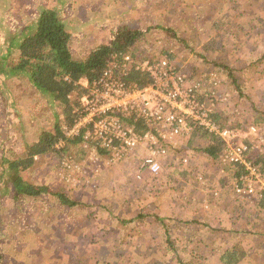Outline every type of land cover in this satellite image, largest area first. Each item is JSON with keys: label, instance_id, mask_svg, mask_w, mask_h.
<instances>
[{"label": "rangeland", "instance_id": "rangeland-1", "mask_svg": "<svg viewBox=\"0 0 264 264\" xmlns=\"http://www.w3.org/2000/svg\"><path fill=\"white\" fill-rule=\"evenodd\" d=\"M42 8L65 20L75 58L108 41L122 20L142 29L135 57L169 53L185 75L202 77L213 86L221 120L235 127L234 140L247 142L254 158L264 156V0H0L1 57L16 63L11 34L26 32ZM216 62L232 69L238 86ZM16 74L0 73V246L6 264H177L181 257L190 264H224L227 249L236 251V264H264V202L235 193L242 169L222 161L220 152L216 158L204 153L208 136L201 129L187 138L168 136L174 152L153 175L139 170L138 156L129 166L110 165L105 154L89 158L81 142L67 144L78 171L65 169L61 153L52 152L20 174L80 203L61 205L49 192L14 199L13 172L4 159L22 156L42 129L53 130L62 109Z\"/></svg>", "mask_w": 264, "mask_h": 264}, {"label": "built area", "instance_id": "built-area-1", "mask_svg": "<svg viewBox=\"0 0 264 264\" xmlns=\"http://www.w3.org/2000/svg\"><path fill=\"white\" fill-rule=\"evenodd\" d=\"M118 61L104 69L81 96L79 106L73 110L77 115L73 124L62 126L66 137L81 136L89 158L105 154L110 165H122L138 156L139 170L153 175L161 172L164 158L174 152L176 144L170 146V137L187 138L200 128L223 141L222 161L242 169L235 193L240 197L258 195L264 202V172L248 159L249 144L234 140V128L219 127L212 120V113L216 112L214 101L218 100L213 96V86L206 85L202 77L185 75L167 55L137 59L124 54ZM132 66L147 72L152 84H127L119 74H125ZM139 120L145 127L138 131ZM64 145L59 140L54 147L59 150ZM182 161L184 164L187 158L183 156ZM60 164L70 171L80 168L73 156L65 152Z\"/></svg>", "mask_w": 264, "mask_h": 264}, {"label": "trees", "instance_id": "trees-1", "mask_svg": "<svg viewBox=\"0 0 264 264\" xmlns=\"http://www.w3.org/2000/svg\"><path fill=\"white\" fill-rule=\"evenodd\" d=\"M27 26L24 27L28 29L26 32L20 30L19 33L11 34L13 35L12 40L14 38L12 43L18 52L16 63L12 64L9 62V58L6 60L5 56H0V73L4 74L6 71L11 75L23 73V77L27 78L33 88L50 97L56 104L61 105V118L60 121L55 123L53 130L42 129L36 139L26 144L22 156H9L3 162L7 163L6 169L13 172L11 183L14 188V199L34 198L41 193L49 192L56 197L59 204L74 206L80 202L71 199L63 191H52L48 184H35L24 180L20 172L31 167L39 156L52 152L62 154L67 150V144H76L81 141V136L66 137L63 134L62 126L73 124L77 117L73 111L74 108L79 106L81 96L104 69L110 67L115 60H120L124 54L135 57V51L138 49L139 42L143 39L144 31L130 24L127 20H122L110 29L108 41L95 45L82 58H75L71 49L73 36L67 30L65 20L54 9L42 8L38 16ZM166 31L170 35H174L167 29ZM167 54L170 59L169 53ZM216 64L228 69L226 74L238 86L237 79L232 74V69L226 64L217 62ZM174 65L176 66V64ZM178 69L182 70L179 67ZM119 75L127 84H136L138 87L148 86L153 82L152 77L147 72L133 66L128 68L125 74ZM82 81L85 83L83 84ZM223 116L219 111L213 112L212 120L219 127H225L227 125L221 120L224 118ZM227 123L228 127H234L230 124L231 122ZM144 127L145 124L139 120L136 129L139 131ZM202 134L208 136V142L202 148V151L210 157L216 158L223 148V141L219 136L203 130ZM59 140H62L65 145L57 150L54 145ZM250 151L255 152L249 146L248 159L253 164L259 165L260 162H263V167L264 156L254 158ZM100 153H103V151ZM257 154L261 153L257 152ZM138 216L140 217V215ZM2 251L0 246V264H6ZM185 251L183 249V252ZM235 252L233 249H227L221 255L224 264H236L238 256ZM177 264L190 263L187 258L181 257L177 258Z\"/></svg>", "mask_w": 264, "mask_h": 264}, {"label": "crops", "instance_id": "crops-1", "mask_svg": "<svg viewBox=\"0 0 264 264\" xmlns=\"http://www.w3.org/2000/svg\"><path fill=\"white\" fill-rule=\"evenodd\" d=\"M133 160H134V158H130L125 163H123L121 166H129L130 164H132ZM160 202L165 204L164 203V199L162 201H160ZM160 209H163V208L160 207ZM174 211L177 212L176 210H174ZM160 213L163 214V210H161Z\"/></svg>", "mask_w": 264, "mask_h": 264}]
</instances>
